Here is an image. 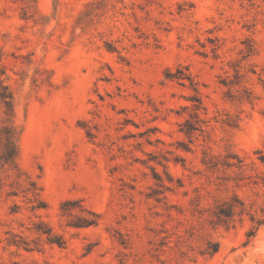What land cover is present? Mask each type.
<instances>
[{
  "label": "rangeland",
  "instance_id": "obj_1",
  "mask_svg": "<svg viewBox=\"0 0 264 264\" xmlns=\"http://www.w3.org/2000/svg\"><path fill=\"white\" fill-rule=\"evenodd\" d=\"M0 66V264H264V0H0Z\"/></svg>",
  "mask_w": 264,
  "mask_h": 264
},
{
  "label": "trees",
  "instance_id": "obj_2",
  "mask_svg": "<svg viewBox=\"0 0 264 264\" xmlns=\"http://www.w3.org/2000/svg\"><path fill=\"white\" fill-rule=\"evenodd\" d=\"M5 71L3 67L0 66V104L4 108V114L6 116V123L0 128V144L3 147L2 153L0 155V165L2 168L10 167L12 170L17 171L18 174H24L18 165V132L12 120L14 118V96L10 86L6 82ZM168 77L183 83L185 80H191L189 75H184L181 71L177 73H169ZM195 103L192 105L194 111V117L198 118V111L201 110L202 102L199 98H192ZM182 130L187 134L191 135L196 131L195 125L191 121H187ZM31 187L27 189L30 193V202L32 203L33 210L45 209L46 204L41 197V189L37 186L36 182L30 180ZM14 193V192H13ZM16 195V194H11ZM236 199V198H235ZM238 201V200H237ZM16 207V206H15ZM14 211V210H13ZM60 211L63 216L71 217L70 221L67 223L68 226L75 228H88L96 226L99 222V215L94 211L87 208L82 204L79 199L67 200L60 206ZM234 216L233 207L231 204H226L220 208L218 212V217L220 221L222 219H229ZM253 222H256L258 226H264V210L263 217L261 219L255 220L252 217ZM37 232L47 236V241L51 244L57 245L63 248L66 245V240L62 235L53 233L52 229L48 227L46 223L40 221L37 223ZM254 236V231H250L247 235L248 238ZM217 249L215 248L214 251Z\"/></svg>",
  "mask_w": 264,
  "mask_h": 264
}]
</instances>
